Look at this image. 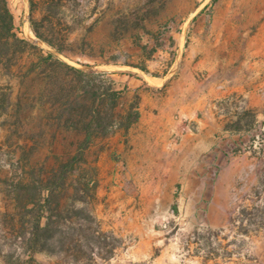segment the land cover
I'll use <instances>...</instances> for the list:
<instances>
[{
    "label": "rangeland",
    "instance_id": "rangeland-1",
    "mask_svg": "<svg viewBox=\"0 0 264 264\" xmlns=\"http://www.w3.org/2000/svg\"><path fill=\"white\" fill-rule=\"evenodd\" d=\"M9 5L17 34L45 54L54 51L31 27L30 0ZM77 11L70 40L99 57L55 51L59 58L106 71L107 85L111 77L118 87L127 85L126 105L140 92L164 100L183 91V81L202 101L192 120L164 104L159 151L145 154L146 173L127 175L124 162L102 177L106 191L90 205L109 234L103 246L113 249L110 258L77 263L67 254L39 252L35 264H264L258 211L264 210V0H81ZM40 53L29 47L10 70L0 66V264H29L23 243L29 215L13 185L47 180L84 140L68 127L71 114L80 118L68 106L74 74L58 63L31 71ZM240 118L242 129L232 130ZM107 136L84 150L76 171L96 169L98 177ZM72 193L71 187L64 204Z\"/></svg>",
    "mask_w": 264,
    "mask_h": 264
},
{
    "label": "trees",
    "instance_id": "trees-1",
    "mask_svg": "<svg viewBox=\"0 0 264 264\" xmlns=\"http://www.w3.org/2000/svg\"><path fill=\"white\" fill-rule=\"evenodd\" d=\"M80 5L81 0H30L31 27L39 40L54 49L45 54L38 44L31 43L17 34L15 16L9 0H0V66L5 65L10 70L29 47L41 52L38 56L39 61L34 63L31 71L42 64L58 63L65 66L69 73L74 74L69 87L68 106L71 113L76 111L80 115L77 119L71 114L68 118L71 122L68 127L84 134L78 153L54 170L47 180L40 182L35 179L20 180L12 187L14 198L26 209L25 215H29L24 224L29 230L23 234L29 264L36 263V254L39 252L49 255L67 254L77 263L86 260L96 261V257L110 258L109 251L113 249L108 250L103 246L109 234L101 229L90 205L97 197L99 188L96 169L76 171L75 164L85 160L84 150L96 138L107 136L117 129L128 131L141 115L140 96L129 105L123 101L127 85L118 87L119 83L112 77L110 84L107 85L101 79L107 74L106 71L85 70L62 60L55 54L56 51L68 57L77 54L99 57L90 54L84 48H75L74 42L70 40L71 22L77 21V10ZM37 11L41 12L40 18L35 16ZM157 49L158 46L148 57H152ZM105 62L111 63L108 60ZM83 65L91 67L92 64ZM138 67L147 71L144 65ZM121 106L123 110L118 111ZM248 115L253 119L256 117L253 113ZM240 121L241 118L231 129L241 130ZM260 143V152L264 159V138ZM71 187L73 193L64 204L62 199ZM258 211L263 217L264 210ZM5 264H10L8 259L5 260Z\"/></svg>",
    "mask_w": 264,
    "mask_h": 264
},
{
    "label": "crops",
    "instance_id": "crops-1",
    "mask_svg": "<svg viewBox=\"0 0 264 264\" xmlns=\"http://www.w3.org/2000/svg\"><path fill=\"white\" fill-rule=\"evenodd\" d=\"M114 79L119 83L117 78ZM212 83L213 81L210 82V86ZM199 84L201 83L199 82ZM178 85L182 86L183 91L167 95L165 98L166 100H163L158 96L153 97L152 95H149L148 92H140L141 103L139 110L141 115L139 120L134 123L128 131L117 129L103 140V142L107 141V147L109 148L101 152V159L99 160L101 172L98 175V194H102L106 191L104 187L106 181L102 180V177H107L109 169H118L124 162L127 164V175L132 174L134 169H139V172L142 174L146 173L148 166L145 154H147L148 150L159 151L160 130L163 125L161 115L162 112H165V103H171L180 107L181 113L190 120L197 118L199 105L202 101L201 98L195 93H189L186 91L188 85L187 82H178ZM192 85H194L193 82ZM220 93L221 94L216 97H221V95H223L222 91H220ZM152 134L156 135L155 141L145 143V139ZM171 147L174 151L177 144L172 143ZM109 178L112 183L119 182L118 179H115V175H112ZM116 188H118L117 185H112L111 193L113 192L114 194Z\"/></svg>",
    "mask_w": 264,
    "mask_h": 264
},
{
    "label": "water",
    "instance_id": "water-1",
    "mask_svg": "<svg viewBox=\"0 0 264 264\" xmlns=\"http://www.w3.org/2000/svg\"><path fill=\"white\" fill-rule=\"evenodd\" d=\"M38 39V38H37Z\"/></svg>",
    "mask_w": 264,
    "mask_h": 264
}]
</instances>
